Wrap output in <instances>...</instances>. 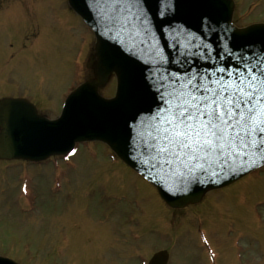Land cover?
I'll return each mask as SVG.
<instances>
[{
    "label": "rangeland",
    "instance_id": "obj_1",
    "mask_svg": "<svg viewBox=\"0 0 264 264\" xmlns=\"http://www.w3.org/2000/svg\"><path fill=\"white\" fill-rule=\"evenodd\" d=\"M5 5L0 10V83L5 78L13 83L0 87V94L27 95L54 118L67 91L92 76L86 63L94 34L67 0H6ZM260 21L264 0H235L234 24ZM25 36L29 39L22 47ZM9 40L18 44L13 59ZM114 90L112 76L100 93L110 96ZM75 149L67 158L52 157L42 164L0 161V254L20 264H107L111 255L148 256L169 248L171 264H177L183 256L196 255L197 240L206 238L227 261L238 254L242 264H264V166L174 211L134 174L124 190L111 187L113 192L107 186V193L116 192L121 200L106 210L102 206L117 200L103 197L100 181L123 182L121 176L130 172L101 142ZM135 182L140 192L132 186ZM145 216L152 221L142 232ZM201 228L203 234L197 232Z\"/></svg>",
    "mask_w": 264,
    "mask_h": 264
},
{
    "label": "snow or ice",
    "instance_id": "obj_2",
    "mask_svg": "<svg viewBox=\"0 0 264 264\" xmlns=\"http://www.w3.org/2000/svg\"><path fill=\"white\" fill-rule=\"evenodd\" d=\"M82 3L98 34L119 44L117 55L123 59L140 60L141 50L146 49L155 59L150 57L145 64L166 61L159 46L151 42L156 39L155 31L163 34L167 30L173 34L169 46L180 52L181 59L175 62L187 65L166 75L158 67L147 71L144 88L151 92L154 107L134 109L125 120L123 137L109 138L116 152L126 156L164 199L171 202L188 194L194 185L221 184L264 166V55L248 49L237 58L235 67L200 70L192 67L193 61L211 56L180 45L182 30L164 19L172 10L171 0ZM200 23L207 34L216 35L210 17L204 16ZM183 34L189 43L197 38L190 32ZM196 48L207 52L211 44L201 39ZM25 107L22 100L0 99V137L5 114ZM75 151L71 149L69 155ZM0 264L10 261L0 254ZM151 264H161L160 257L154 256Z\"/></svg>",
    "mask_w": 264,
    "mask_h": 264
},
{
    "label": "water",
    "instance_id": "obj_3",
    "mask_svg": "<svg viewBox=\"0 0 264 264\" xmlns=\"http://www.w3.org/2000/svg\"><path fill=\"white\" fill-rule=\"evenodd\" d=\"M68 2L95 34V48L89 62L94 76L79 84L68 94L61 114L54 119L39 114L35 105L25 99L4 98V100H22L26 107L5 114L3 135L0 137V158L38 161L53 154L68 153L76 142L99 140L106 143L124 162L136 169L126 156L116 152L109 143V138L114 135L123 137L125 120L134 109L147 110L149 107H154L151 92L144 88L143 77L147 71H154L158 67L160 74L166 75L168 72L186 69L187 65L175 62L181 59V56L180 52L174 51L169 46L173 34L167 30L163 34L158 30L155 31L153 35L156 39L151 42L159 46L161 53L167 57L166 61L156 66L151 62L145 64L144 61H149L150 57L155 59L146 49L141 50L140 60L123 59L117 55L119 44L98 34L94 20L89 18L82 0H68ZM171 2L172 10L164 19L171 20L172 24L178 26V30H182L179 37L180 45H188L191 52L211 56L210 60L195 59L193 68L214 70V67H235L238 64L237 58L248 49H251L252 53L264 55V23H254L246 27L233 25V0H171ZM204 16L211 18L216 35L207 34L202 28L200 22ZM221 28H228L229 31L222 32ZM184 32L193 33L197 38L189 43V37L183 34ZM217 37L220 39L217 40ZM201 39L211 44V49L207 52L196 48ZM147 47H151V44ZM113 73L117 80L115 94L105 97L99 92V88L107 83ZM241 176L243 175L238 178ZM238 178L221 184L194 185L188 194L174 198L171 202L161 197L171 207L179 208L199 202L208 190L228 185ZM154 256H159L161 264H165L166 251H159ZM3 258L10 261V264H18L10 258Z\"/></svg>",
    "mask_w": 264,
    "mask_h": 264
},
{
    "label": "flooded vegetation",
    "instance_id": "obj_4",
    "mask_svg": "<svg viewBox=\"0 0 264 264\" xmlns=\"http://www.w3.org/2000/svg\"><path fill=\"white\" fill-rule=\"evenodd\" d=\"M5 1L6 0H0V10L2 7H5ZM29 37L28 36H25V42L23 44L22 47H26V40H28ZM16 43H13L11 42L10 40L8 41V47L7 49L10 50V58H14V53H12L15 48H16ZM12 58V59H13ZM7 82V83H6ZM12 81L9 79V78H5L4 81H2V83H0V87H5V84L9 85L11 84L12 85ZM17 83H14V86L16 85ZM14 86H11V87H14ZM19 86L17 84V87L16 89H18ZM19 93V94H18ZM22 93V92H21ZM3 96H14V97H17V96H23V97H28L27 95H22L20 94V92H16V93H10L8 91H5V93H1L0 94V97H3ZM29 98V97H28ZM30 99V98H29ZM31 100V99H30ZM122 184L125 185V183L123 182ZM147 229V225L143 228V230L145 231ZM198 248L199 247H203V248H199L198 252L196 255H186V256H183L180 260L177 261V264H232L230 263L229 261H224V257L222 256H214L212 254L209 253V250L206 248V246H203V245H197ZM111 248L113 249L112 245H111ZM92 259H94L95 257L92 256L91 257ZM131 259L130 263L129 261H127V259ZM149 256H143V255H116V256H109L108 259H106L107 261V264H122V263H128V264H132L133 262L134 263H137V264H141L142 262H145L146 260H148ZM172 258V257H171ZM124 260V261H123ZM169 260V259H168ZM97 261H91V264H96ZM240 263V262H238ZM167 264H171V260H169L167 262Z\"/></svg>",
    "mask_w": 264,
    "mask_h": 264
}]
</instances>
